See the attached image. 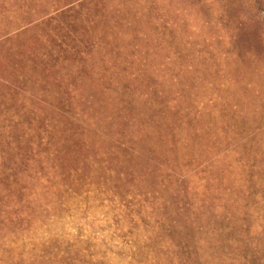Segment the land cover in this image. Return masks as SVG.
I'll list each match as a JSON object with an SVG mask.
<instances>
[{
  "label": "rangeland",
  "instance_id": "1",
  "mask_svg": "<svg viewBox=\"0 0 264 264\" xmlns=\"http://www.w3.org/2000/svg\"><path fill=\"white\" fill-rule=\"evenodd\" d=\"M0 264H264V0H0Z\"/></svg>",
  "mask_w": 264,
  "mask_h": 264
}]
</instances>
